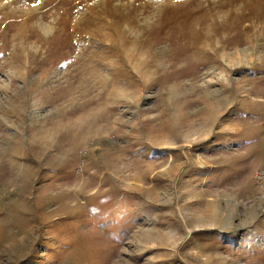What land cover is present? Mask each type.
I'll use <instances>...</instances> for the list:
<instances>
[{"label":"rangeland","instance_id":"1","mask_svg":"<svg viewBox=\"0 0 264 264\" xmlns=\"http://www.w3.org/2000/svg\"><path fill=\"white\" fill-rule=\"evenodd\" d=\"M263 161L264 0H0V264H264Z\"/></svg>","mask_w":264,"mask_h":264},{"label":"bare ground","instance_id":"2","mask_svg":"<svg viewBox=\"0 0 264 264\" xmlns=\"http://www.w3.org/2000/svg\"><path fill=\"white\" fill-rule=\"evenodd\" d=\"M210 5V10L213 11L214 13L221 11V10H226L228 7L226 5H218V4H211ZM198 10H196L195 12H197ZM228 14L232 15L234 14V10L233 8L228 9ZM16 150H18V147L16 145ZM21 158H16L14 159V164H18ZM216 212L217 209L212 210L209 209V212L206 214L208 216H206L205 221L207 223L213 221L215 219L216 216ZM199 216L202 217V215L200 214V211L196 212ZM208 217V218H207ZM166 228L169 229V227H167L166 224H163L161 227H159V229L157 230V232L155 233L153 231V233L147 232L148 236L145 237L144 235H142V239H140V242L138 243V245L136 247H139L140 249L144 250L145 248H148L150 251L156 252L157 255L161 254V257H163L162 262H167L168 261V256H169V247L171 246L172 243V237L176 236L175 231L179 232V229L174 228L172 225H170V229L169 231H167ZM145 232V231H144ZM139 238V236L137 237ZM127 244H130V241H127ZM124 250H127L128 252L127 255L130 257L129 260H136L139 257L142 256V254L138 253L137 251H132L131 249L135 248V246H123L122 247ZM122 253H119L113 260L112 264H124L127 263L128 261L124 260V257L122 256ZM153 261V258L149 259L147 262H145V264H150Z\"/></svg>","mask_w":264,"mask_h":264},{"label":"built area","instance_id":"3","mask_svg":"<svg viewBox=\"0 0 264 264\" xmlns=\"http://www.w3.org/2000/svg\"><path fill=\"white\" fill-rule=\"evenodd\" d=\"M255 181L257 187L262 191L264 196V161L261 162V164L255 171Z\"/></svg>","mask_w":264,"mask_h":264}]
</instances>
